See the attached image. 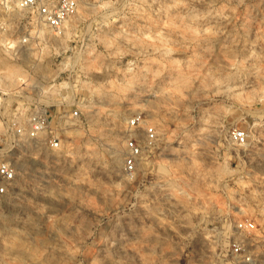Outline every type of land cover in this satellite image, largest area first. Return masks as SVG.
Segmentation results:
<instances>
[{"label": "rangeland", "instance_id": "1", "mask_svg": "<svg viewBox=\"0 0 264 264\" xmlns=\"http://www.w3.org/2000/svg\"><path fill=\"white\" fill-rule=\"evenodd\" d=\"M10 18L0 160L16 179L0 199V264H232L245 218L264 264V0H94L59 36ZM43 106L79 112L58 150L9 129ZM136 115L153 146L128 127ZM128 136L143 147L132 174Z\"/></svg>", "mask_w": 264, "mask_h": 264}, {"label": "built area", "instance_id": "2", "mask_svg": "<svg viewBox=\"0 0 264 264\" xmlns=\"http://www.w3.org/2000/svg\"><path fill=\"white\" fill-rule=\"evenodd\" d=\"M94 0H0V39L9 41L14 35L10 22L11 15L15 12L31 14L32 21L43 25L52 35L62 34L66 23L77 14L78 10L91 4ZM18 22V21H17ZM20 22V21H19ZM19 23H16L18 25ZM17 35L19 41L26 43L28 38ZM20 37V38H19ZM79 118L77 110L70 112L51 113L48 107H39L29 114L25 120L14 119L10 123L13 136L19 139L37 140L45 147L58 150L62 146L59 128L70 119ZM130 129L142 127L145 133V145L151 147L157 140L155 128L148 124L141 115H136L128 120ZM232 139L242 145L246 141L245 133L234 131ZM125 156L123 170L132 174L137 167V162L143 154V147L136 138L128 136L124 140ZM16 179L15 167L5 160H0V199L6 197L12 189ZM234 233L228 238L227 255L232 264H260L255 247L259 242L256 235L257 227L252 219H241L233 224Z\"/></svg>", "mask_w": 264, "mask_h": 264}]
</instances>
